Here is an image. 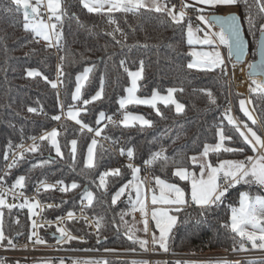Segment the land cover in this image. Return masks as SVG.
<instances>
[{
    "label": "trees",
    "instance_id": "trees-1",
    "mask_svg": "<svg viewBox=\"0 0 264 264\" xmlns=\"http://www.w3.org/2000/svg\"><path fill=\"white\" fill-rule=\"evenodd\" d=\"M171 4L178 0H164ZM250 8L240 4L244 17L245 30L251 39L252 59H256L258 30L264 24V13L259 11L256 0H249ZM66 15L63 18L62 60L63 96L60 98L58 88L42 77H29V69L47 75L50 81L56 82L57 58L52 48L43 45L34 33L24 29L22 14L16 13L11 0H0V171L4 167L5 155L22 142L26 135L41 137L55 129L60 131L59 141L63 156H58L48 140L41 141L37 152H27L23 160H18L11 168L12 181L20 176L25 177V185L41 180L44 175L53 181H63L68 191L52 192L43 199L60 200L61 209H51L48 216L60 217L65 212L79 209L85 192H92L95 199L87 208L89 215L100 220L98 235L90 234L83 222L71 221L69 229L75 236H85L86 240L75 239L63 244L65 248L114 250L127 252H145L138 243L128 239L129 229L135 228L138 239H147V233L137 229L133 224L134 216L131 198H123L115 204L112 199L121 187L129 183L133 173L127 166L120 167L119 176L107 177V190L100 187V175L116 160L114 153L98 141L96 150V167L87 168L86 156L89 144L95 139L88 131L81 129L73 120H62L61 105L67 110L77 107L81 102L74 101L76 78L86 68H92L89 79L82 89V99H89L98 90L101 80L104 82V97L86 106L80 119L93 129H103L101 135L126 138L125 148L134 150L133 160L141 165L151 157L153 152L162 147L166 155L175 157L176 164L157 162L151 166L152 173L167 182L183 187L189 192V184L180 180L173 173L183 161L189 169L194 168L188 157L200 154L205 144L218 141V127L223 126L225 133L233 139L226 141L230 147H244L245 152L220 153L219 159L245 158L254 153L236 133L232 125L224 118V107L232 95L239 120L253 127L258 133H264V96L249 93L251 107L261 124L252 125L251 121L240 110V100H246L234 85L223 81L220 69L202 71L188 68L192 61L187 43L185 24L176 25L165 14L141 10L139 14L114 13L122 32H115L116 25L109 24L105 15L89 13L83 8L80 0H63ZM251 15L255 27L249 25L247 17ZM78 18V19H77ZM33 39L38 41L33 42ZM130 71H137L141 61L144 65L143 79L140 80L138 95L150 98L153 92L161 95L167 89L183 88L177 91L176 97L185 106L182 114H177L173 105L159 103L157 106L162 115L149 106L133 105L129 110L140 113L152 126L125 127L120 121L115 123L107 119L100 121L102 111L106 117H114L121 110L118 101L126 97L130 86V77L121 66V61ZM211 91L216 103L210 102L206 95ZM29 107L37 109L36 113L28 111ZM85 106L82 105L81 108ZM60 116V120L52 119ZM77 141L75 160H73L71 141ZM96 140V139H95ZM11 150V151H12ZM186 154V155H185ZM217 154H211L213 163L219 161ZM79 185L76 189L71 184ZM248 191L253 196L264 195V189L258 185H237L229 190L224 203L210 210L192 206L177 213L178 224L169 239L171 253H208L215 251L243 252L239 250V237L223 227L230 223L231 207H238V194ZM1 210V209H0ZM3 210V231L13 244H18L22 235L28 234L32 225L30 215L15 206ZM203 211V215L201 212ZM123 216V219H121ZM18 221V222H17ZM51 241H56L54 234L46 233ZM0 247L11 248L7 239ZM248 251L251 245L246 243ZM236 249V250H234ZM1 262V258H0ZM15 263L9 260L8 264ZM131 259H109L108 264H132ZM161 264H180L175 261H162ZM239 264H264V258L243 259Z\"/></svg>",
    "mask_w": 264,
    "mask_h": 264
},
{
    "label": "snow or ice",
    "instance_id": "snow-or-ice-1",
    "mask_svg": "<svg viewBox=\"0 0 264 264\" xmlns=\"http://www.w3.org/2000/svg\"><path fill=\"white\" fill-rule=\"evenodd\" d=\"M83 8H85L89 13H95L98 15H105L107 17V22L109 24L116 25L115 32H120L121 36L125 34L120 29L118 22L113 18L114 13H131L139 14L141 10H146L149 12H156L165 14L170 18L171 22L176 25L185 24L186 22V10L189 7H193L192 4L183 3L179 11L176 9V5H171L167 2H162V0H80ZM259 11L264 13V0H256ZM11 4L14 5L15 12L22 14L23 17V27L25 30L34 33L36 37L45 41L49 47L60 45L63 39L62 24L63 18L66 15V10L63 7V0H11ZM196 5H202L204 7H198L197 11L199 13L198 20L201 22L205 28L197 26L195 29L191 22L186 23L187 29V43L189 45L198 44L201 46H208L210 51H192L191 55L195 57L193 62L187 65L188 68H198L202 71H215L219 68L224 74H227V67L224 57L218 50L219 46H225L228 49L229 57L231 58L235 55L236 59L239 61L244 55L245 43L241 38L240 34V23L239 17L235 14H230L228 16H206L205 8L216 9L220 6L225 7H235L243 4L245 8H250L249 0H195ZM41 8L46 9L48 14V22H45L41 17ZM78 19V18H77ZM249 25L255 27L251 15L247 17ZM54 21V22H53ZM219 28V31H211L212 28ZM262 35L258 43L259 47V62L249 64L251 85L249 90L253 93H258L264 96V82L258 81L254 77L257 75L264 76V24L260 25L258 29ZM203 32V37L201 38L198 34ZM65 59L61 57V60ZM121 66L124 67V71L128 74L131 80V86L126 89L127 96L121 98L118 103L121 109H126L130 104L136 105H146L156 110L157 115H162L158 103H163L165 105H174L177 114H182L184 112L185 106L177 101L174 94L177 91L182 92L183 88H169L167 89V95L162 96L159 92H153L150 98H140L136 95L139 91L138 81L143 79L144 65L141 61L139 69L137 71H130L122 60L120 62ZM92 72V68H86L83 73L77 76L75 93L72 95L74 101H79L82 103L83 108H77L75 106L71 107L67 112V117L76 124L80 125L81 129H87L89 132H94L95 136H100L103 129H93L82 119L80 115L82 111H86V106L97 100H101L104 97V82L101 80L99 90L92 95L89 99H82V89L85 87L86 82L89 79V74ZM29 77H42L46 82L51 84L53 89L58 87V83H62L61 77L63 76V65L57 66V81H50L47 75L43 73L29 69L27 71ZM59 93H57V96ZM206 95L210 99V102L215 104L216 99L211 91H207ZM240 110L244 115L251 121L252 125L261 124V121L255 117L251 111L246 107V101L240 100ZM251 103V101H247ZM61 110H63V105H61ZM28 111L31 113H36L37 109L34 107H29ZM231 109H226L224 118L227 119L228 124L232 125L234 131L239 134V137L243 140L244 144L250 148V150L255 155L245 156L244 159H219L220 153H240L245 152L244 147H230L226 145V141H231L233 137L225 133L223 126L218 127L217 135L218 142L214 144H205L203 146V151L199 155H192L188 157L191 164L198 169V171L189 170L187 166L184 165L183 161L176 166L174 175L180 180L187 182L190 185V200L202 210H210L214 207L219 206L224 203V200L229 193L231 188L237 185H258L264 188V133L258 134L253 127L249 126L247 123L237 120L235 117L230 115ZM52 119L60 120V116H53ZM107 119L109 122L115 123L112 117L105 115L104 112L99 113V120L103 121ZM134 122H139L141 126H152L150 120L145 119L143 116L132 115L131 113H124L123 120L120 121L125 127L135 126ZM242 125V126H241ZM264 127V124H261ZM58 132L53 130L51 132L45 133L43 136L39 137L41 141L48 140L56 151L58 156H63L58 140ZM107 138V137H106ZM33 144L25 148L23 144L18 145L21 149L19 153H13V159L11 164L8 165L9 168L15 167L17 164V159L23 160L25 152H37L39 150V145L35 143L36 137H32ZM77 141L73 139L71 141L73 160H75ZM97 141L95 139L91 142V147L88 148V155L85 167L95 168V152ZM12 145L9 144L8 148L11 152ZM121 155L125 154L124 149H121ZM166 150L162 147L159 151L153 152L151 157L145 161L146 165L149 167L153 166L157 162H163L168 164L172 162L176 164L175 157H169L165 154ZM210 153L217 154L219 162L214 164L210 159ZM129 161L134 158V150L128 149L126 152ZM186 155V154H185ZM9 157L6 154L4 159L7 160ZM128 168L132 170L133 180L136 183L131 184L136 190V198L133 203L132 210L140 211L144 216V228L143 231L147 233L149 231L148 227V216L149 212L147 210V196L144 188L141 187L144 181L140 180L139 173L141 169L139 167H134L130 162L127 165ZM120 169H112L110 171H105L100 175L99 186L107 190L106 178L109 176H119ZM2 180V178H0ZM58 183L63 184V181ZM155 184L159 186V195L156 194L155 188L152 189L151 204L155 205H167L175 206L174 208L164 209V208H153L151 211V219L155 221V227L159 231V236L152 233L151 243L158 245L165 252L169 250L168 239L169 235L177 223V217L170 215V211L179 212L182 210L181 206L186 205L189 201L186 199L188 195L185 190L174 183H168L159 177L155 178ZM25 186V177L20 176L16 179L15 183L11 186L8 191H13L14 189H23ZM46 189H51L54 186L49 184L43 185ZM79 187L76 183L71 184L72 189ZM129 187V184H125L119 189L112 199V203L115 204L117 200L120 199L121 195L124 194L125 189ZM62 191H68L67 187L62 188ZM23 195V193H19ZM84 200H87L90 206L95 197L92 192H85ZM238 207H231L230 223H225L224 228L229 229L235 237H239V250L248 251L246 243L251 245L252 249L264 250V195L253 196L248 191H244L238 194ZM16 205H8L3 194H0V209L8 207L11 209ZM21 208L27 207L35 215V209L40 207V202L30 203L25 199L24 203L20 205ZM51 207V205H49ZM203 215V211L201 212ZM69 219L74 217V213L68 212ZM63 220V218H58ZM123 219V216H121ZM18 222V221H17ZM48 223H51L50 221ZM97 226L100 225V220L95 222ZM3 212L0 211V244L7 239L8 244L15 247L12 240L7 238L3 231ZM33 228H36L35 222H33ZM57 231L60 233V239L57 243H66L72 240L78 239V237L73 236L66 228L58 227ZM136 229L133 227L129 229L128 239L133 243H138L141 248L145 251L148 250V240L138 239L135 235ZM35 231L33 236H35ZM34 243H44L43 240L37 238ZM236 250V249H234ZM3 264V262H0ZM94 264H103V262H94ZM216 264H229L227 261L216 262ZM232 264H239V261L232 262Z\"/></svg>",
    "mask_w": 264,
    "mask_h": 264
},
{
    "label": "built area",
    "instance_id": "built-area-1",
    "mask_svg": "<svg viewBox=\"0 0 264 264\" xmlns=\"http://www.w3.org/2000/svg\"><path fill=\"white\" fill-rule=\"evenodd\" d=\"M183 3H177L176 9L180 10ZM186 18L192 20V24L195 26H199L201 28H205L204 25L198 20V11L197 7H189L187 10ZM45 22H48V14L46 9L41 8V17ZM54 22V21H53ZM205 30H207L205 28ZM203 32H200V36H203ZM38 40L33 39V42ZM39 42L43 45H47L45 41L39 40ZM63 42L61 40L60 45L58 47L52 46V50L57 58V66L62 63L61 57L63 55L62 52ZM227 74H224L220 70L221 78L223 81H227L229 85L232 82L235 83V73L238 67V63H236L232 58L229 57L225 59ZM62 79V77H61ZM56 81H57V68H56ZM58 91L60 98L63 96L62 83H58ZM82 103L77 106V108H81ZM231 109L230 115L239 120L235 104L232 98V95L229 96V103L224 107V111L226 109ZM66 109L63 106L62 110V120H70L66 116ZM124 113L123 111H118L114 117V121H121L123 119ZM240 121V120H239ZM242 126V125H241ZM86 130V129H85ZM87 131V130H86ZM89 132V131H88ZM96 140L105 144L115 155L116 160L111 164L110 167H107L103 170L110 171L112 169H119L122 166H127L130 162L134 167H139L141 169L140 179L144 181L149 192L152 189L153 179L155 178L152 173L151 167L144 164H138L133 159L129 161V158L126 155L127 149L125 148L126 138L121 135L117 138H111L109 136H95L94 132H89ZM107 137V138H106ZM37 140L35 143L40 145L39 137H36ZM20 144H23L25 148L33 144L32 136L26 135ZM18 144V145H20ZM18 145L14 147V149L8 154V159L5 160L4 167L0 171V194H3L6 201L11 202L13 205L19 207L23 213L30 215L32 219V225L30 228V232L28 234L22 235L19 238L18 244L15 247L11 248H3L0 247V258L3 264H8L9 260H24V261H35L41 259H52V260H63L67 264H84L87 259H131L135 260H146L148 264H161L162 261H175L177 263H190V262H222L227 261L229 264L235 261H241L243 259H255V258H264V251L262 252H232V251H215L208 253H158L154 251V249L149 246L148 250L145 252H127V251H114V250H90V249H74V248H65L63 247L64 243H57L56 241H51L47 238L46 233H53L54 235H60L57 231L58 227L66 228L69 232V223L71 221L83 222L87 226V231L90 234L98 235L101 228V223L99 226L95 223L98 219L95 216L89 215L87 213V208L89 207L87 200H82L79 206V209L74 213V217L69 219L67 214L68 212L63 213L60 217H49L48 212L51 209H61L62 202L60 200H51L46 199L44 197H49L52 192L61 193L62 188L65 187L64 184H60L57 181H53L44 175L43 178L30 186H24L23 189H14L13 191H8L11 186L15 183L10 179L11 177V168L8 167L11 164L13 159V153H19L21 149L18 148ZM121 149H124L125 154L121 155ZM165 149V148H164ZM27 152H25L26 154ZM19 159H17L18 161ZM107 179V178H106ZM49 184L54 187L51 189H46L43 185ZM23 193V195H19V193ZM25 199H27L30 203H35L36 201L40 202V207L36 208L35 215H33L32 211H30L27 207L21 208L20 205L24 203ZM51 205V207H49ZM63 218L60 220L58 218ZM139 217V215H136ZM51 223H48V222ZM33 222L36 224V228H33ZM35 231L36 235L33 236V232ZM72 234V233H71ZM73 235V234H72ZM75 236V235H73ZM81 241H85V236H76ZM39 238L44 241V243H34V241Z\"/></svg>",
    "mask_w": 264,
    "mask_h": 264
},
{
    "label": "crops",
    "instance_id": "crops-1",
    "mask_svg": "<svg viewBox=\"0 0 264 264\" xmlns=\"http://www.w3.org/2000/svg\"><path fill=\"white\" fill-rule=\"evenodd\" d=\"M162 2H165L164 0H162ZM177 3H188V4H192L193 5V7H204V6H202V5H196L195 4V0H178L177 2H174V3H171V4H169V6H171V5H175V4H177ZM231 7H225V6H220V7H217L216 9H208V8H205V15L206 16H210L211 14H216V13H223V11H227V10H229ZM222 11V12H221ZM193 25V28L195 29L197 26H195L194 24H192ZM199 36H200V33L198 34ZM201 38L203 37V36H200ZM37 39H39V40H41L39 37H37ZM43 41V40H42ZM211 49L208 47V46H201V45H198V44H193V45H189V53L191 54L192 53V51H210ZM220 52H221V54H222V56L224 57V59H227L228 58V53H225L224 52V50L222 49V47L221 46H219V49H218ZM195 59V57H193L192 56V61L191 62H193V60ZM196 69H198V68H196ZM217 69H219V68H217ZM138 84H140V81H138ZM130 86H131V80H130ZM129 86V87H130ZM139 92V91H138ZM138 92L136 93V95L137 96H139L138 95ZM161 95V94H160ZM126 96H127V93H126ZM141 98V97H140ZM142 99H144V98H142ZM246 107L248 108V110L249 111H251L252 112V114L255 116V117H257L256 116V114H255V112H254V110L252 109V107H251V104L250 103H247V101H249V99L247 98L246 100ZM133 105H136V104H130V105H128L127 106V108L129 109V107H131V106H133ZM140 106H142V105H140ZM145 106V105H144ZM121 111H123V113H125L124 112V109H121ZM67 112H68V110L66 111V116H67ZM258 134H260V133H258ZM218 142V141H217ZM211 154H213V153H210V155H209V159L211 160ZM196 155H199V154H196ZM255 155V154H254ZM232 159H241V158H232ZM244 159V158H243ZM212 161V160H211ZM219 161H217L216 163H218ZM216 163H214V164H216ZM189 170H192V171H198V169L196 168V167H194V168H192V169H189ZM141 172V171H140ZM139 176H140V173H139ZM156 178V177H155ZM155 178L153 179V185H152V189L153 188H155V191H156V194L157 195H159V186H157L156 184H155ZM161 179V178H160ZM141 180V179H140ZM167 182V181H166ZM134 183H136V181H134L133 180V178H132V180H130L129 181V183H127V184H129V187L128 188H126L125 189V192H124V194L123 195H121V197H120V199L119 200H117V202L118 201H120L121 199H123V198H131V200H132V203H134L135 202V198H136V190H135V188H133L132 186H131V184H134ZM168 183H170V182H168ZM177 185V184H176ZM177 186H179V187H181L180 185H177ZM141 187L142 188H144V190H145V193H146V196H147V210H148V212H149V216H148V227H149V231L147 232V239L146 240H148L149 241V244H148V247L149 246H151L153 249H154V251H156V252H158V253H167V252H169V250L167 251V252H165L163 249H161L158 245H154V244H152L151 243V240H152V233L153 232H155V234L157 235V236H159V231H158V229H156V227H155V221L154 220H152L151 219V211L153 210V208H157V209H160V208H164V209H169V208H174L175 206H167V205H155V206H153L152 204H151V195H152V189H151V191L149 192V190L147 189V186H146V184L144 183V184H142L141 185ZM189 187H190V185H189ZM181 188H183V187H181ZM184 189V188H183ZM264 189V188H263ZM185 190V189H184ZM185 192L188 194L187 196H186V199H188V203L186 204V205H184V206H181L182 207V210L184 209V208H187V207H192V206H197L196 204H194L193 202H191V200H190V190H189V192H187L186 190H185ZM197 207H199V206H197ZM0 211H2L3 212V210L1 209ZM177 213L178 212H176V211H170V215H174V216H176L177 218H178V215H177ZM136 215H139V217H136ZM133 216H134V222H133V224L136 226V228L137 229H140L141 231L143 230V228H144V223H143V221H144V216H143V214L140 212V211H133ZM178 220H179V218L177 219V223L175 224V226L173 227V229H172V231H171V233H170V235H169V239H170V236H171V234H172V232H173V230H174V228L176 227V225L178 224ZM2 227H3V224H2ZM169 239H168V248H169ZM262 252V251H264V250H257V251H243L244 253L245 252ZM94 262H103V264H108V260H105V259H87L86 261H85V263L84 264H94ZM12 264H67L65 261H63V260H52V259H41V260H35V261H22V260H20V261H16L15 260V263H12ZM75 264H79V263H75ZM132 264H148L147 263V261L146 260H135V261H133V263ZM182 264H216V262H208V263H203V262H190V263H182Z\"/></svg>",
    "mask_w": 264,
    "mask_h": 264
},
{
    "label": "water",
    "instance_id": "water-1",
    "mask_svg": "<svg viewBox=\"0 0 264 264\" xmlns=\"http://www.w3.org/2000/svg\"><path fill=\"white\" fill-rule=\"evenodd\" d=\"M230 14H235L238 15L239 17V23H240V34H241V38L243 39L244 43H245V49H244V55L240 58V60L238 61L235 57V55H233L231 58L238 64L245 62L250 56H251V39L248 36L246 30H245V26H244V22H243V16H242V12L239 6H235V7H231L228 11H225L223 13H219V14H211L210 16H220V17H224V16H228ZM261 35L262 33H260L258 41H257V48H256V59L253 60L251 62V64L253 63H258L260 56H259V47H258V43L261 39ZM251 69L248 70V75L250 74ZM250 76V75H249ZM256 77H262V81L264 82V76H260L257 75ZM255 78V77H254ZM55 239L59 240L60 239V235H55L54 236Z\"/></svg>",
    "mask_w": 264,
    "mask_h": 264
},
{
    "label": "rangeland",
    "instance_id": "rangeland-1",
    "mask_svg": "<svg viewBox=\"0 0 264 264\" xmlns=\"http://www.w3.org/2000/svg\"><path fill=\"white\" fill-rule=\"evenodd\" d=\"M239 6V5H238ZM240 7V6H239ZM240 9H241V7H240ZM228 11V10H227ZM222 12V11H221ZM223 12H225V11H223ZM241 12H242V10H241ZM217 14H219V13H217ZM242 16H243V14H242ZM243 22H244V17H243ZM245 26V25H244ZM211 31H219V28L217 27V28H212L211 29ZM221 47H222V49L224 50V52L225 53H228V49H227V47H225V46H222L221 45ZM251 47H252V45H251ZM253 61V59H252V55L249 57V60H248V65H247V68H246V82H247V86H248V88H247V90L245 91V92H242L243 94H245L246 95V97L248 98V96H249V93L251 92L250 90H249V88H250V85H251V78H250V76L248 75V70H249V64H251V62ZM239 65V64H238ZM239 67H241V64H240V66ZM81 75V74H80ZM258 81H259V79H257ZM234 85H235V87H236V89H237V91L239 92V93H241L239 90H238V87H237V85H236V83H234ZM167 95V93L165 94V95H162V96H166ZM174 97H175V99L178 101V99H177V97H176V94H174ZM249 99V98H248ZM159 105V103L157 104V106ZM142 106H144V105H142ZM146 106V105H145ZM174 106V105H173ZM175 107V106H174ZM124 112L125 113H131L132 115H139V116H143L144 118H145V116L144 115H142V114H140V113H136V112H133V111H131V110H129L128 108H126V109H124ZM146 119V118H145ZM123 120V119H122ZM121 120V121H122ZM134 124L136 125V124H139V122H134ZM57 132H58V136H57V140H58V143H59V146H60V141H59V135H60V131L58 130V129H55ZM97 141V140H96ZM49 143H50V141H48ZM50 145H51V143H50ZM52 146V145H51ZM53 147V146H52ZM89 147H91V143L89 144V146H88V148ZM97 147H98V142H97V145H96V148L94 149V152H95V163H96V150H97ZM54 149V148H53ZM60 149H61V146H60ZM76 150H77V145H76ZM54 151H55V149H54ZM61 152H62V150H61ZM55 153H56V151H55ZM87 155H88V150H87ZM86 161H87V156H86ZM7 202V204L8 205H13L11 202H9V201H6ZM4 208H7V207H4ZM4 208H2V209H4Z\"/></svg>",
    "mask_w": 264,
    "mask_h": 264
},
{
    "label": "bare ground",
    "instance_id": "bare-ground-1",
    "mask_svg": "<svg viewBox=\"0 0 264 264\" xmlns=\"http://www.w3.org/2000/svg\"><path fill=\"white\" fill-rule=\"evenodd\" d=\"M248 60H249V58L245 62L240 63L241 67H239L240 66V64H239L237 69H236V73H235V83L238 87V90L241 93L245 92L248 88V86H247L248 84L245 80L246 79V68L248 65ZM255 79H259V81H262V77H255Z\"/></svg>",
    "mask_w": 264,
    "mask_h": 264
}]
</instances>
